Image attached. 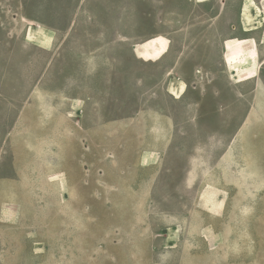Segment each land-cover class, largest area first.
Here are the masks:
<instances>
[{
  "label": "rangeland",
  "instance_id": "374dc122",
  "mask_svg": "<svg viewBox=\"0 0 264 264\" xmlns=\"http://www.w3.org/2000/svg\"><path fill=\"white\" fill-rule=\"evenodd\" d=\"M94 1L0 0V200L18 204L16 219L0 220V264H264L262 148L254 165L215 160L202 144L192 168L201 174L181 189L189 152L146 142L151 97L122 102L118 31L104 27ZM137 1L106 0L107 26ZM152 5L142 2L147 14ZM241 42L225 44L238 82L256 74ZM167 43L156 35L134 53L156 61ZM218 117L251 119L241 104ZM153 146L159 153L139 162Z\"/></svg>",
  "mask_w": 264,
  "mask_h": 264
},
{
  "label": "crops",
  "instance_id": "0c3cea01",
  "mask_svg": "<svg viewBox=\"0 0 264 264\" xmlns=\"http://www.w3.org/2000/svg\"><path fill=\"white\" fill-rule=\"evenodd\" d=\"M142 2L137 1L139 8L134 14L120 11L118 24L112 28L107 26L110 13L103 8L106 0H95L92 7L94 14L104 15V27L118 31L120 55L115 59L118 94L126 97L122 102L127 103V97H151L150 123L144 126L153 130L146 142H179L183 151L189 152L178 182L181 189L189 186L192 175L201 174L192 168L199 162L194 153L202 144L213 147L215 160L246 158L259 165L255 152L261 148L264 152V0H181L180 5L174 0H151L148 14ZM144 15L151 18L144 21ZM156 35L167 39L165 54L156 61L136 57L134 48ZM234 39L247 42L238 45L243 51L249 48L244 60L256 73L243 82H238L226 64L225 44ZM80 72L78 68V80ZM238 104L247 106L250 123L242 120L229 126L218 117L224 108ZM244 126L248 130L245 136V131L240 133ZM158 153L155 146L145 148L138 160L142 162L144 154ZM4 170L8 172L10 165ZM207 190L206 186L201 188L202 193ZM17 213L18 204L0 200V220L16 219Z\"/></svg>",
  "mask_w": 264,
  "mask_h": 264
}]
</instances>
